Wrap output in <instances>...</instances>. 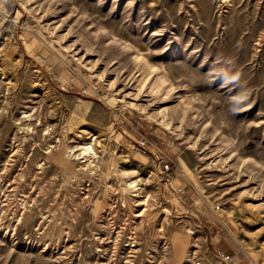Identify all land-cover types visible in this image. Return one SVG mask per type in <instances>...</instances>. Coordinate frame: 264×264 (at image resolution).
Returning <instances> with one entry per match:
<instances>
[{"label":"rangeland","instance_id":"1","mask_svg":"<svg viewBox=\"0 0 264 264\" xmlns=\"http://www.w3.org/2000/svg\"><path fill=\"white\" fill-rule=\"evenodd\" d=\"M216 249L264 264V0H0V264Z\"/></svg>","mask_w":264,"mask_h":264},{"label":"built area","instance_id":"2","mask_svg":"<svg viewBox=\"0 0 264 264\" xmlns=\"http://www.w3.org/2000/svg\"><path fill=\"white\" fill-rule=\"evenodd\" d=\"M138 142L142 148H151L153 150L152 153L154 160L157 163L161 173L169 176L172 172V166L174 163V158L171 153L165 147L155 145L147 138V136L140 133ZM215 257L224 264H231L233 261V256L221 249L215 250Z\"/></svg>","mask_w":264,"mask_h":264},{"label":"bare ground","instance_id":"3","mask_svg":"<svg viewBox=\"0 0 264 264\" xmlns=\"http://www.w3.org/2000/svg\"><path fill=\"white\" fill-rule=\"evenodd\" d=\"M89 145H90V144H89ZM90 151H91V153H95L92 147H83V148H82V152L85 153V154H89ZM141 203H142V202H141ZM144 203H145V201H144Z\"/></svg>","mask_w":264,"mask_h":264},{"label":"clouds","instance_id":"4","mask_svg":"<svg viewBox=\"0 0 264 264\" xmlns=\"http://www.w3.org/2000/svg\"><path fill=\"white\" fill-rule=\"evenodd\" d=\"M235 78L238 79V77H235ZM244 98H246V97H237V99H239V100H242Z\"/></svg>","mask_w":264,"mask_h":264}]
</instances>
